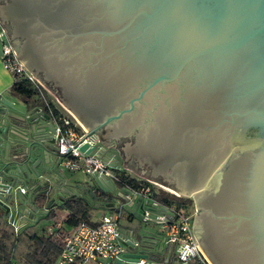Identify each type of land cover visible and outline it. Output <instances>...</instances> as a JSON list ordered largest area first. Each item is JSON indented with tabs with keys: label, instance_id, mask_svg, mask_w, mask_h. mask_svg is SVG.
Masks as SVG:
<instances>
[{
	"label": "water",
	"instance_id": "water-1",
	"mask_svg": "<svg viewBox=\"0 0 264 264\" xmlns=\"http://www.w3.org/2000/svg\"><path fill=\"white\" fill-rule=\"evenodd\" d=\"M0 19L22 62L123 166L196 201L213 264H264V0H0ZM0 103V206L36 182L23 214L38 218L52 198L38 192L39 208L34 193L64 190L53 122ZM120 197L140 220L164 209ZM143 224L120 232L114 261L178 264L173 245L160 262L161 235Z\"/></svg>",
	"mask_w": 264,
	"mask_h": 264
},
{
	"label": "built area",
	"instance_id": "built-area-1",
	"mask_svg": "<svg viewBox=\"0 0 264 264\" xmlns=\"http://www.w3.org/2000/svg\"><path fill=\"white\" fill-rule=\"evenodd\" d=\"M0 58L3 67L11 74L13 82L28 80L38 87L44 107L53 122L54 142L57 146L60 166L66 170L80 171L86 174L108 176L125 188L128 195L141 194L150 198L155 206H163L167 217L162 220L166 240L174 247V257L178 264L193 262L212 264L195 238L193 211L176 202H163L155 197V188L169 190L163 184L148 180V184H135L121 165H115L104 159L96 151L86 152L80 148L83 143L101 148L97 132H91L82 122L60 101L56 104L49 97L50 91L44 82L35 75L18 57L17 52L8 38L7 31L0 26ZM18 191L25 192L24 185L17 186ZM16 213L12 216L15 217ZM66 216L61 215L55 221L49 234L55 236L62 244V249L55 264H107L118 258L124 251L120 239V211H109L100 217L99 222L90 224L80 220L67 226ZM14 232L20 229L19 223L9 220ZM11 225V226H12ZM144 260L140 259L139 264ZM10 264H22L12 261Z\"/></svg>",
	"mask_w": 264,
	"mask_h": 264
},
{
	"label": "crops",
	"instance_id": "crops-1",
	"mask_svg": "<svg viewBox=\"0 0 264 264\" xmlns=\"http://www.w3.org/2000/svg\"><path fill=\"white\" fill-rule=\"evenodd\" d=\"M0 26H3L6 29V27L3 24L1 19H0ZM6 31H7V29H6ZM8 38H9V36H8ZM12 83H13L12 76L3 67L2 62H1V58H0V97L6 98V99L10 100L11 102H14L13 103L14 106L19 107V104H17L16 101H17V98H21V97L18 96L19 93L12 90ZM50 97H52L54 102L56 101V104H60L58 101H60L63 104V102L58 98V96H56V94L54 96L52 94H50ZM24 104L26 105L25 101H24ZM0 105H1V103H0ZM1 106H3V105H1ZM26 106H27L26 107L27 109L35 108L38 106L47 112L46 108L44 107L42 97L38 96L37 94H35V102L30 104V106H28V105H26ZM70 111L73 114H75L72 110H70ZM111 147L112 146L107 147V149H108L106 151L107 153L103 152V150H102V152H100V155L104 159L108 160L112 164L121 165L125 169V172L128 174V176L130 178H133L135 180H150V179L136 173L130 167L123 166L122 165L123 164V158L120 155L119 150L114 153L113 151L110 150ZM118 158H122V159L119 160ZM60 169L64 173L65 179L58 178V181H60L59 186L64 187V190H60L59 188H56L55 190L49 189L48 191H46L45 187L42 186L41 188L38 189V191H36V193H34L35 197H36L38 192H41V191L47 192L48 195H47L46 201L44 202L45 204L47 202H49V200H51V198H52V200L50 201V203L48 205L49 206L48 211L44 214H41V216H43V215L48 216V215H50L51 211H53L55 213V215H53V217H52V223L49 226H47L46 228L43 227L41 229H37L36 227H34L35 230L28 232L29 226L33 227V225L29 221L30 217L23 214V210H24V208H26L27 202H28V198H27L28 194L27 193L36 185V182H34V183L24 182V181L19 182L18 185H24L26 187V191L20 192V191H18V189L16 187V191H17V193L19 192L20 195L19 194L18 195L20 196V198L18 197L15 202H13L11 200L7 201V204L9 206L8 211H6L5 208L0 206V214L3 215V217L7 221L8 225H9V220L10 221L14 220V221L19 223L20 228L22 227V231L20 232L18 230V232L16 234V232H14V230H13V225L12 224L9 225V226L12 225L11 229L16 236L19 234L22 235V233H26V232L28 233V235H30L32 232H41V233H44L46 235L49 234L46 232V230H48V232H49V230L54 226L55 221L57 219H59L61 215H64V217H65L69 213V210L67 208L63 207V203L65 202V200L68 199L70 196H77V197H81V198L85 199L91 206V208L89 210V215H88L89 222L97 223V222H99L102 214L109 212V211L119 210L120 211L119 231L122 234H128L129 233L131 224L137 225L138 223H141V224L144 223L145 224L144 227H146V229L161 235L160 240L163 244V248H162V252L157 255L159 257L158 259L161 260L160 262H162L163 260L168 258V253H169V248L171 246V243L166 240V237L164 235V228L162 226V220H164L167 217V212H165L164 210H161V209H155L154 212H151L148 215L147 219L140 220L134 214L126 212L123 209L122 210L119 209V205L121 202L120 195L125 193L126 190L118 182H115L114 180H112L108 176L86 174V173H83L80 171L79 172L70 171L71 173L68 172L69 173L68 174L66 171H69V170L62 168L61 166H60ZM164 186H166V185H164ZM166 187L168 189H170V191L169 190H165V191H168V192H170L176 196L187 197V198L189 197L192 199V197L189 196L187 192L179 191V190H176V189L169 187V186H166ZM87 188H90L94 192L95 198L88 192ZM67 191H70L71 194L68 195ZM100 191L105 192L104 193L105 197H101V196H98L96 194ZM154 195H155V193H154ZM35 200L37 201V203H36V201H35V203L37 205L41 206V207L39 206V208H42L43 202L40 203L38 201L37 197ZM193 201L195 204L194 208L196 210V204L197 203L195 200L192 199L191 204H193ZM163 202H166V201H163ZM185 207L189 211V207L187 205ZM13 213H16L15 214L16 218H14V216H12ZM33 216H36V213ZM22 217H25L27 220L22 221L21 220ZM39 218H40V216L38 217V219ZM67 226H69V225L67 224ZM171 254H173V251H171ZM12 261H18V262L22 263L21 261H19L17 259H13ZM107 264H119V263L112 261V262H109Z\"/></svg>",
	"mask_w": 264,
	"mask_h": 264
},
{
	"label": "trees",
	"instance_id": "trees-1",
	"mask_svg": "<svg viewBox=\"0 0 264 264\" xmlns=\"http://www.w3.org/2000/svg\"><path fill=\"white\" fill-rule=\"evenodd\" d=\"M12 89L27 96L35 94L40 96L38 87L33 85L28 80H18L13 82ZM130 179L134 181L135 184L149 183L148 180ZM163 191L168 194H162ZM104 193L105 192L100 191L96 194L98 196L105 197ZM169 196H172L173 199H170ZM155 197H157L160 201L176 202L177 204L184 206H186V204L182 199H187L190 203L192 202V199L189 197L176 196L162 189L160 192L155 193ZM37 199L40 203H42L45 200V195L38 194ZM63 207L69 210V213L64 220L66 225H73L80 220H84L90 224H95L89 222L88 220L91 206L85 199L77 196H70L63 203ZM53 215H55V213L51 211L50 216L53 217ZM7 226V221L4 219L3 215L0 214V264H10L12 260L15 259L13 244L17 240L23 239L22 235L19 234L16 236ZM19 231H22V227ZM26 246L27 249L20 256V261L23 264H55L56 258L62 249V244L55 236H52L51 234L46 235L41 232H32L26 240Z\"/></svg>",
	"mask_w": 264,
	"mask_h": 264
},
{
	"label": "rangeland",
	"instance_id": "rangeland-1",
	"mask_svg": "<svg viewBox=\"0 0 264 264\" xmlns=\"http://www.w3.org/2000/svg\"><path fill=\"white\" fill-rule=\"evenodd\" d=\"M13 90V89H12ZM15 91V90H13ZM17 92V91H15ZM18 93V92H17ZM19 97L21 98H17V101L16 103L19 104V107L21 108H26L28 106H30V104H32L33 102H35V95H24V94H20L18 95ZM26 102V105L24 104V101ZM105 146V149L103 150V152H106L108 149L106 148L107 146L104 144ZM107 153V152H106ZM67 173L70 172V171H66ZM76 172H79V171H76ZM71 173V172H70ZM69 174V173H68ZM156 189V193L157 192H160L161 189L159 188H155ZM163 190V189H162ZM164 193V195L168 194L166 192H162V194ZM170 199H173L172 196H169ZM184 201V203L189 207V211H193L194 212V207H195V204H194V201H193V204H191L189 202V200L187 199H182ZM22 221H25L27 220L25 217H22L21 218ZM29 221L32 223L33 227H30L28 228V232H31L32 230H35L34 227H36L37 229H41V228H46L47 226H49L51 223H52V216L50 215H46V216H40V218L38 219L36 216H33L32 218L29 219ZM37 221V222H36ZM34 223V224H33ZM31 225V226H32ZM9 229L10 226L8 225L7 226ZM12 230V229H11ZM46 232L48 233V230H46ZM17 234V232H16ZM22 236H23V239L22 240H17L16 242H14L13 246H14V250H15V259L17 260H21L20 256L21 254L27 249V246H26V240L27 238L29 237L28 233H22ZM213 264V263H212Z\"/></svg>",
	"mask_w": 264,
	"mask_h": 264
},
{
	"label": "flooded vegetation",
	"instance_id": "flooded-vegetation-1",
	"mask_svg": "<svg viewBox=\"0 0 264 264\" xmlns=\"http://www.w3.org/2000/svg\"><path fill=\"white\" fill-rule=\"evenodd\" d=\"M45 84V83H44ZM46 85V84H45ZM48 89H49V91H50V94H52L53 96L55 95V93L48 87V86H46ZM57 96V95H56ZM49 97H50V95H49ZM51 99H52V97H50ZM53 100V99H52ZM53 102H54V100H53ZM54 103H56V101L54 102ZM66 108H68L67 106H65ZM69 109V108H68ZM121 157V156H120ZM119 160L120 159H122V158H118ZM116 165V164H115Z\"/></svg>",
	"mask_w": 264,
	"mask_h": 264
}]
</instances>
